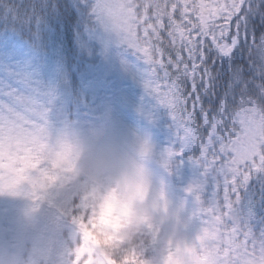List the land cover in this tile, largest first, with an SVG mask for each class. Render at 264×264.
Segmentation results:
<instances>
[{
    "label": "snow or ice",
    "instance_id": "6c2138e0",
    "mask_svg": "<svg viewBox=\"0 0 264 264\" xmlns=\"http://www.w3.org/2000/svg\"><path fill=\"white\" fill-rule=\"evenodd\" d=\"M95 10L141 65L149 108L166 110L160 167L199 170L184 192L206 264H264V233L234 211L238 190L264 170V0H96ZM4 95L0 137L21 127L39 137L47 128L39 93ZM56 169L52 161L41 176L58 180ZM140 256L134 248L127 258L144 264Z\"/></svg>",
    "mask_w": 264,
    "mask_h": 264
},
{
    "label": "clouds",
    "instance_id": "9594fccd",
    "mask_svg": "<svg viewBox=\"0 0 264 264\" xmlns=\"http://www.w3.org/2000/svg\"><path fill=\"white\" fill-rule=\"evenodd\" d=\"M52 161L61 174L56 184L72 181L75 191L79 264H133L126 258L145 241L157 250L150 261L140 256L144 264H206L196 240L200 229L178 234L182 206L167 198L149 133L85 134L65 125L37 137L21 127L0 137V191L31 198Z\"/></svg>",
    "mask_w": 264,
    "mask_h": 264
},
{
    "label": "rangeland",
    "instance_id": "374dc122",
    "mask_svg": "<svg viewBox=\"0 0 264 264\" xmlns=\"http://www.w3.org/2000/svg\"><path fill=\"white\" fill-rule=\"evenodd\" d=\"M70 1L71 6L79 12L80 39L86 55L84 69L77 71L78 78L83 83L80 91L82 99L79 96L76 98L75 90L73 99L78 102L70 113L65 104L42 94L43 73L39 67L33 66V60L26 59L29 52L13 26L17 18L6 12L2 18L4 26H13L14 30L0 34V100L7 102L8 97L4 94L9 90L22 95L35 90L42 97L47 110V127L51 132L65 125L85 134L105 132L123 135L147 132L151 136L155 152H158L170 137L168 121L162 119L157 109L149 108L150 98L143 88L141 65L131 50L121 43L118 34L100 18L95 10L96 0ZM157 174L163 180L171 205L182 206L177 225L178 234L185 238L192 236L198 228L194 218L190 219L195 206L184 189L199 178V170L185 162L178 171L167 174L162 168H158ZM42 180L48 186H54L57 182L43 177ZM69 189L74 190L72 181ZM2 195L6 196L7 201L8 191H0V196ZM70 202L68 199V206ZM1 208L3 206L0 203V264H35L22 257L24 248H15L16 245L10 244L3 222L6 216ZM234 211L240 217V211L235 208ZM139 247V253L146 261H150L157 250L156 245L147 241Z\"/></svg>",
    "mask_w": 264,
    "mask_h": 264
},
{
    "label": "trees",
    "instance_id": "16d2710c",
    "mask_svg": "<svg viewBox=\"0 0 264 264\" xmlns=\"http://www.w3.org/2000/svg\"><path fill=\"white\" fill-rule=\"evenodd\" d=\"M6 12L16 16L14 25L32 47L31 55L45 68L46 94L71 111L75 90L76 98L82 97L77 71L85 66L86 57L79 12L69 0H0V29L5 27L2 18ZM159 112L168 121L166 110L160 108ZM70 182L48 186L40 181L39 191L34 190L31 198L11 190L7 201L0 196L10 244L24 248V258L35 264H72L77 233L72 222L75 191L69 189ZM238 196L234 208L252 233L260 236L264 233V170L253 172ZM82 251L79 249L77 259Z\"/></svg>",
    "mask_w": 264,
    "mask_h": 264
}]
</instances>
